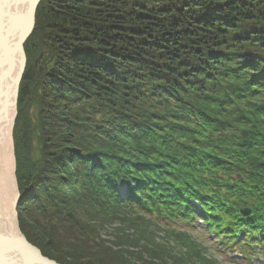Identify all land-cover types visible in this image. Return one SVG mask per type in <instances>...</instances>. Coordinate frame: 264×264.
I'll return each mask as SVG.
<instances>
[{
  "label": "trees",
  "instance_id": "1",
  "mask_svg": "<svg viewBox=\"0 0 264 264\" xmlns=\"http://www.w3.org/2000/svg\"><path fill=\"white\" fill-rule=\"evenodd\" d=\"M36 10L13 130L27 239L62 264H86L72 256L80 244L72 230L93 234L109 220L138 219L147 226L140 230L144 240L137 234L132 241L135 250L123 252L129 264H216L193 235L199 222L216 234L223 253L256 264L253 256L264 247V0H43ZM39 57L42 70L34 63ZM154 79L164 85L149 89ZM145 97L149 103H138ZM153 105L146 120L143 110ZM244 113L258 133L246 135ZM115 118L111 131L100 127ZM133 126L139 131L125 133L120 152L103 147ZM236 127L241 133H228ZM54 142L59 152H75L78 143L94 151L82 156L90 163L87 196L73 190L68 162L56 180L48 170L37 176L34 159L54 156ZM99 148L109 150L107 158ZM133 161L152 164L147 184L139 181L124 197L102 187L97 174H145L132 169ZM69 189L77 202H70L67 219ZM240 206L253 211L245 217ZM151 226L170 229L174 245L157 241Z\"/></svg>",
  "mask_w": 264,
  "mask_h": 264
},
{
  "label": "rangeland",
  "instance_id": "2",
  "mask_svg": "<svg viewBox=\"0 0 264 264\" xmlns=\"http://www.w3.org/2000/svg\"><path fill=\"white\" fill-rule=\"evenodd\" d=\"M156 11H157L156 9L152 10V12H156ZM164 82L165 81L154 79L152 82L148 83V85H150V86L147 85V87L149 89L154 87V89L156 90V88L162 87L164 85ZM46 93L48 96H50V94H52V91L47 90ZM146 102H148V101L145 97L142 102H138V103H146ZM138 103L136 102L137 105H138ZM153 107H154L153 108L154 110H150L151 108H149V107H146V109L143 110L147 114L146 120H149L151 118L150 113L155 112V105H153ZM73 108L75 110L79 111L80 107H78V108L73 107ZM103 111H104V109H100L99 113L96 114V116H97V117H95V120L97 119L96 121H99L100 118H103V116H102ZM31 113H32V111H31ZM17 115H16V117H17ZM16 117H15L14 128H15V124L17 122ZM146 120H145V122H146ZM145 125H147V122L145 123ZM14 128H13V130H14ZM73 133H74V130H73ZM33 142H34L33 145L34 144L36 145L34 140H33ZM35 145L33 148H35ZM52 145H53V149H55L54 151H56V152H54V154H53L54 156H52L49 160L47 159V157L42 156L41 154H39V158L36 157L34 159L35 160L34 163L36 166L35 167L36 172L38 173L37 176H39L41 173H43L42 175H43V177H45L47 170H48V173H52L54 175L55 180H56V178H60L61 171H64L62 168L68 162V165H69L68 170L71 173L69 174V172H66V171H64V172H66L67 175L74 177L73 183H75V185H74L73 190L77 189V191H78L77 194L87 196V188H86V186L84 187V185H83V180H84L83 176H85L84 173L87 172L88 165H90V163L87 161L84 162L83 157L82 158L80 157V154L77 152L76 149H75V152L72 151V153H71L68 148L64 149V147H63L62 149H60V152H59L58 151L59 149H56V146H55V145H57V142H54ZM69 154H71V155L69 156ZM42 157L44 160H42ZM68 157H70V158H68ZM50 162L52 165L50 164ZM15 163H16V157H15ZM14 168H15V170H17V163L15 164ZM58 171H60V173ZM65 179L66 178H64L63 180H65ZM66 188H67V186L65 187V189ZM88 191H89V189H88ZM66 192L70 193V199H69V201H66L67 204H65L66 205L65 206L66 207L65 212L67 210V216H68V217L66 216V218L68 219V218L72 217L68 213L69 206L71 207V205H72V204L70 205V202L71 203L73 201L77 202V198L75 200L74 194H76V193L72 194V191L70 189L67 190ZM82 193H85V194H82ZM62 196L63 195H60V197H62ZM60 197H59V199L57 198V201H61ZM77 197H79V196L77 195ZM78 216H80L82 219H84V213L81 215H78ZM107 216H105V217H107ZM109 216H108V218L113 220V218H111ZM55 217H56V215H55ZM57 219L58 218L55 219L56 222H57ZM136 220H138V219H134L135 223H129V224H127L126 222L124 224H122V222L117 221V220H115V222H110V220H109V222L105 223V225L100 224L101 228L96 233H93V234L89 229H88V231H87L88 233H87L86 232L87 228L85 230L82 229L81 226H79L77 229L75 228L74 230H72L73 237H74L73 241L78 240L80 242V244H78V247H74L73 250H75V251L73 252L72 256L77 255L75 259L78 260L79 262H85L86 264H87V262H92L93 264H127V263L129 264V261L131 263L133 259H131L129 257V255H126L123 252L128 251V250L129 251L135 250V247L133 248L131 243H132V241L134 242V240L137 237V234L139 235L138 238H141L142 234L140 233V230L143 226L144 227L147 226L143 220H139L137 223H136ZM56 225L58 226V224H56ZM150 229H151L152 235H157L160 237V238L157 237L156 240L159 241L161 244H163L165 242L168 244L174 243V240H173L174 238H172L173 233H171L170 229H169V231H170L169 232L167 227L164 229L165 230L167 229V231L170 234L167 233L166 231L161 232V230H158L157 228H155L153 226H151ZM76 232L85 233L86 234V236H84L85 238L77 237L78 234L76 235ZM193 232H194L193 235L205 247L204 249L208 250L209 253H211L213 255V257L216 258V264H236L235 261L237 263L245 264L244 260H242V258H240L239 256H237L235 254L234 255H228V254L221 253V252L217 251L214 244L207 240L206 235L208 236V234H205L202 229L196 230ZM141 240H144V239L141 238ZM81 242H83L82 243L83 246L81 245ZM140 243L143 244V241H141ZM179 251L184 252L183 246L180 247ZM208 251H207V253H208ZM260 251H262L263 254H260ZM256 254L260 255V256L259 257L253 256L254 262H257V264H264V261H263L264 259L260 260L264 256V248L259 250L258 252H256ZM207 255H206V257H207ZM104 258H107V259L105 260ZM88 264H90V263H88ZM151 264H153V263H151Z\"/></svg>",
  "mask_w": 264,
  "mask_h": 264
},
{
  "label": "bare ground",
  "instance_id": "3",
  "mask_svg": "<svg viewBox=\"0 0 264 264\" xmlns=\"http://www.w3.org/2000/svg\"><path fill=\"white\" fill-rule=\"evenodd\" d=\"M42 1L43 0H40L38 5L36 6V9H37V7L39 6V4ZM36 13H37V10H36ZM36 13H35V18H36ZM34 21H35V25H36V20H34ZM29 38L30 37H28L25 40L24 48H23L24 54L26 55V63H25L26 66H25V69L27 67V61H28V55L26 54V42H27V40ZM42 60H43V57H39L34 62V63L37 64L36 67H39L40 70H42L41 69V64H40ZM248 63H250V62H248ZM25 69H24V71H25ZM23 77H22V80H23ZM22 80H21V82H22ZM21 82H20V84H21ZM20 84L18 86L19 87L18 95H19V91H20ZM234 103L236 105H239V102L237 103V100L234 101ZM17 104H18V102H17ZM165 110H168V109L165 107ZM17 114H18V109H17ZM242 115H241L242 118L248 117V120H250V117L247 114L244 113ZM231 118H232L233 121H237V123H243L244 122V124L245 123L248 124V122H245L243 120H239L236 117H232L231 116ZM115 120L119 121L118 118H115L114 120H112V119H108V120H105V121L103 120L101 122V124H100V127H105L107 131H111L110 130V126L115 122ZM187 120L189 121V119H187ZM188 121H185V122H188ZM138 122H139V124H143L144 123L143 120H138ZM163 122H164V120H163ZM223 126L220 125V127H223ZM238 126H239V128L236 127V128H234V130H232V131H230L228 133H231L232 135H234V134H236V132L241 133V132H243L245 130L244 128H242V130H241V126L239 124H238ZM249 126L250 127L247 128V130H246V132H247L246 135H248L249 133H256L259 130L257 127L255 128L252 125V120H250V125ZM13 128H14V126H13ZM138 128H139L138 126H136V127L133 126L130 129L126 128L125 131L119 132V137H120L119 140H115V137H112L107 143H104L103 147H106L109 150H113L111 148V147H113V148L116 149L117 152H120L127 145V141L125 140V133H129V132L136 131V130L139 131ZM148 128L149 127H145V125H142L140 127L141 133L144 130H146V136H149L151 133L148 132ZM198 128L200 129L201 126H199ZM0 131H1L2 136H4L3 140L0 141L1 142L0 143V230L3 231V232H11L12 234H17V232H18L17 222H18V227H19V229H21V232L25 236V234L23 232V229L21 228V221H20L19 214H18V204H19V201H20V198H21V189H20V185L18 184V181H17L16 170L14 171V167H15V164H16L15 163V157H16L15 142L13 140L14 131L12 129L13 132H11V126L9 127V125H6L5 122H4V126L0 129ZM113 132H115V131H113ZM193 133H194V131H193ZM172 134L176 135L175 133H172ZM260 138H262V136H260V137L258 136V138L256 137V139H254L253 141L256 142ZM214 142L215 143L213 144V147L217 148L219 146V144L217 143L216 140ZM76 150L80 154V157L88 154L89 159H90L94 155V151L93 152L86 151L87 149L85 148V146L81 145L79 143H78V146L76 147ZM97 151L99 152L100 155L102 154L103 157L104 156L106 157L109 154L106 149L99 148V149H97ZM104 151H107V152H104ZM216 153L219 154V151L216 152ZM132 165H133V168H132L133 170L138 171L139 169H142L146 173L144 174V172H142V171H140L138 173L137 172H132V174L134 176H138V174L140 176L138 178H134V177L128 175L129 178H124L123 177L124 173L118 170L114 174H112V172H110L109 175H107V174H105V175L97 174L96 175L97 179H98L99 182H101L102 187H105V188L106 187H114L115 190H117V192H119V194L122 197H124V196H126V191H128L130 188L135 187V185L139 181L146 182L145 184H147L148 183L147 178H149L150 173H151V169H152L151 168L152 164L150 163V161H147V162H142V161L135 162V161H133ZM129 173H130V171H128V174ZM15 178H16V180H15ZM255 186H257V185H255ZM198 208H201V207H198ZM239 208H240V213L243 216H245V217H248L253 211L252 208H250L249 210H247L245 208H242L241 206ZM184 225H187V224L184 223L183 226ZM245 225L246 224H244V226ZM191 229H192V231H196V230L202 229L205 234H208V236L206 235L207 240L214 244V246H215L217 251L223 253L222 252L221 242H219V239L216 236V234H214L213 232L205 231L204 228L201 226V224L199 222L195 223V227H192ZM25 238L27 239L26 236H25ZM27 240L30 243H32L36 248H38V250L41 251L42 255H44L45 257H47L50 260H53V261L55 260L59 264H62L59 261H57L56 259H51L50 257L46 256L42 252V250L40 249V247L37 244L33 243L29 239H27ZM237 255L240 256L239 254H237ZM20 262H22L24 264H27L26 261H23V260L17 261L15 259L11 258V257L9 259H6L3 255L0 254V264H22Z\"/></svg>",
  "mask_w": 264,
  "mask_h": 264
},
{
  "label": "water",
  "instance_id": "4",
  "mask_svg": "<svg viewBox=\"0 0 264 264\" xmlns=\"http://www.w3.org/2000/svg\"><path fill=\"white\" fill-rule=\"evenodd\" d=\"M39 2L40 0H0V129L5 122L11 126V132L17 114L18 86L26 66L24 42L33 33L35 9ZM3 138L0 131V141ZM17 229V234L0 230L1 255L6 259L11 257L17 261H26L27 264H59L42 255L25 238L18 222Z\"/></svg>",
  "mask_w": 264,
  "mask_h": 264
}]
</instances>
